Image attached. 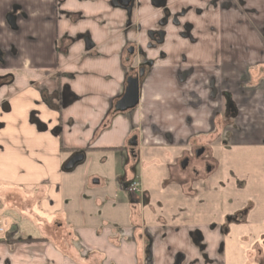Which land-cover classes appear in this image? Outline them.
I'll return each mask as SVG.
<instances>
[{"label": "crops", "instance_id": "obj_1", "mask_svg": "<svg viewBox=\"0 0 264 264\" xmlns=\"http://www.w3.org/2000/svg\"><path fill=\"white\" fill-rule=\"evenodd\" d=\"M120 1L0 0V264H238L237 229L251 211L225 234L223 219L187 215L191 183L176 171L170 215L147 216L148 197L137 211L117 184L139 171L125 156L132 132L143 158L159 164L164 150L174 170L226 120L236 144L264 146V0ZM142 57L153 65L138 108L109 122ZM79 152L110 155L99 163L119 172L115 188L84 202V187L104 184L65 176Z\"/></svg>", "mask_w": 264, "mask_h": 264}, {"label": "rangeland", "instance_id": "obj_2", "mask_svg": "<svg viewBox=\"0 0 264 264\" xmlns=\"http://www.w3.org/2000/svg\"><path fill=\"white\" fill-rule=\"evenodd\" d=\"M231 125L226 120L223 133L219 134L216 129L193 140L214 149L218 170L209 183H197L190 187L192 195L186 198V211L196 222L205 219L209 223H221L220 217L225 213L227 215L246 209L251 211L246 222L237 229L236 260L238 264H247L246 251L254 248L252 264H264V146L243 147L236 144L237 139H231V131L234 130ZM229 128L231 130H228ZM103 156L109 158L110 155L86 156L71 173H66L69 175L65 174L76 184L91 177L99 176L103 179L104 185L93 192L84 187L82 195L84 202L88 200V195L102 193L105 188L111 189L116 186V176L119 172H115L116 169L113 167L101 166L99 159ZM142 161L144 168L139 167L138 176L143 192L148 194L145 206L147 216L154 218L160 214L170 215L174 209L177 211L179 203L177 200L171 201L169 194L178 190V184L169 181L165 169L171 164V160L164 156V150H160L159 164L151 162L149 158H143ZM233 227L234 225L230 224L232 230Z\"/></svg>", "mask_w": 264, "mask_h": 264}, {"label": "flooded vegetation", "instance_id": "obj_3", "mask_svg": "<svg viewBox=\"0 0 264 264\" xmlns=\"http://www.w3.org/2000/svg\"><path fill=\"white\" fill-rule=\"evenodd\" d=\"M164 23H162V25H164ZM156 36H157L156 42L158 44L161 43L163 40V37H164L163 32L157 33ZM130 49L133 50L132 54H129ZM140 53L141 52L139 51L136 54L141 56ZM134 54H135L134 48H129L128 52H127V57L125 58L126 61H129V59L132 58L134 56ZM142 58L143 59L140 61V63L136 64V67L132 68L129 71V73L126 74L125 80H124V87H123L121 93L112 102L111 108L108 112L107 118H108L109 122L116 115L131 114L132 112H134L138 108L139 103H140L141 87L143 86L144 82L146 81L147 77L149 76V73H150V71L152 69V65H153V62L146 60L144 57H142ZM141 69H143V77L139 82L138 105L133 110H130V111H127L124 113H115L114 112L115 107H116L117 103L121 100L122 96L124 95V92L126 89L127 79L129 77L138 76L139 73L141 72ZM70 99H71L70 97L69 98L65 97L64 103H66L67 101H70ZM229 106H232V105H229ZM230 109H232V108H230ZM224 110H225V108H224ZM230 111H232V110H230ZM109 122H108V124H109ZM58 130H60V128H58ZM143 142H144V140L141 139V137L139 136V134L137 132H132V134L129 136V138L127 140L126 148H125V156L127 158H132L133 160H137L138 161V169L140 166H141V169H143V161H142L143 157L140 155L141 152L138 151L140 149V147H139L140 144ZM130 144H135V146L133 147ZM149 148H150V146H149ZM73 155H75V154H72L70 157H72ZM215 158H216V156L214 154V149L212 150L211 147L202 146L199 143H197L196 141H192L191 144L188 146V148L181 152V156L178 158V161L176 163V166H177L176 169L177 170L176 169L174 170L173 167L170 166L171 164L166 166L165 169L167 171L166 172L168 175L167 177L170 179L169 181L172 182V179H174L173 177L176 176L174 171H176L178 173V175L183 176L184 179L187 180V183L188 182L191 183V186L193 184H197V183H204V184L209 183L212 176L218 170V163H217V159L215 160ZM138 172L128 182L124 183L123 181H119L117 185H118V190L120 192H123L127 196L129 203H130V206L132 208L137 209V211H141L144 209L145 201L147 200L148 194H146L142 190L141 181L139 179ZM94 181L98 182V180H96V179ZM134 182L139 185V192L132 194V193H129L127 189L129 187V185L134 183ZM189 191H190V193H192L191 190H189ZM247 212H248V209L239 210L238 212L230 213L227 215L225 213L224 215H222L221 216L222 217L221 220L223 219L222 220V231L225 234H227L228 227L230 226V224H239L242 221L243 215H246ZM212 223L213 222H211V227H213ZM3 233H4V230H3ZM197 238H199V235H197ZM0 241H1V239H0ZM199 249H200V251H205L206 245L201 243L199 246ZM148 251H149V248H148Z\"/></svg>", "mask_w": 264, "mask_h": 264}, {"label": "water", "instance_id": "obj_4", "mask_svg": "<svg viewBox=\"0 0 264 264\" xmlns=\"http://www.w3.org/2000/svg\"><path fill=\"white\" fill-rule=\"evenodd\" d=\"M120 1V0H119ZM132 0H122L120 1L121 5L130 9ZM133 50L130 49L129 54H132ZM143 77V69L136 77H129L126 82V89L121 100L117 103L114 112L115 113H124L130 110H133L138 105L139 101V82ZM135 146V144H130ZM85 160V155L83 152L76 153L70 157L66 163L63 165L62 170L64 172H71L77 165L81 164ZM97 184V181L93 182Z\"/></svg>", "mask_w": 264, "mask_h": 264}, {"label": "built area", "instance_id": "obj_5", "mask_svg": "<svg viewBox=\"0 0 264 264\" xmlns=\"http://www.w3.org/2000/svg\"><path fill=\"white\" fill-rule=\"evenodd\" d=\"M127 190L129 193H132V194L138 193L139 192V185L134 182V183L129 185ZM2 234H3V229L0 227V239H1Z\"/></svg>", "mask_w": 264, "mask_h": 264}, {"label": "trees", "instance_id": "obj_6", "mask_svg": "<svg viewBox=\"0 0 264 264\" xmlns=\"http://www.w3.org/2000/svg\"><path fill=\"white\" fill-rule=\"evenodd\" d=\"M62 150V149H61Z\"/></svg>", "mask_w": 264, "mask_h": 264}]
</instances>
